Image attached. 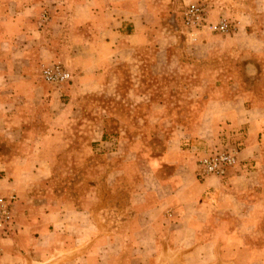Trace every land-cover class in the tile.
Segmentation results:
<instances>
[{
  "label": "crops",
  "instance_id": "obj_1",
  "mask_svg": "<svg viewBox=\"0 0 264 264\" xmlns=\"http://www.w3.org/2000/svg\"><path fill=\"white\" fill-rule=\"evenodd\" d=\"M168 2L175 4L64 1L41 27L38 14L23 48L6 47L0 196L16 200L0 264L78 263L87 252L95 254L111 234L98 192L103 187L114 205L117 181L127 197L119 224L142 257L152 243L150 258L170 255L182 264L264 260V14L240 17V44L231 38L229 49L239 60L202 70L182 62L183 56L197 61L200 51L181 44ZM55 62L71 75L59 88L41 77ZM104 100L108 107L102 108ZM118 100L134 102L129 114L152 105L146 112L154 117L152 127L165 131L161 151L154 155V144L142 138L149 175H85L86 156L94 157L104 143L106 123L127 137L128 126L111 102ZM93 101L100 107L96 117L102 116L87 122ZM91 127L100 129L98 139L88 136ZM117 143L115 137L114 156ZM230 145L238 148L239 163L221 178H199V158Z\"/></svg>",
  "mask_w": 264,
  "mask_h": 264
},
{
  "label": "rangeland",
  "instance_id": "obj_2",
  "mask_svg": "<svg viewBox=\"0 0 264 264\" xmlns=\"http://www.w3.org/2000/svg\"><path fill=\"white\" fill-rule=\"evenodd\" d=\"M64 1L70 2L76 0H0V61L4 62L5 57L2 55H7L6 57L11 58V55L6 54V47L9 51H12V48L15 47L23 48L20 47V45L23 43L26 45L24 37L27 35L31 37L34 36L32 31L35 28L34 26L38 14L41 20L44 15L47 17V15L53 11V7L60 6L61 2ZM174 2V5H172L171 2H168L167 5H169L171 9L169 12L171 15L170 23L175 32H178V39L181 44L187 46V49L195 47L191 49L200 51L198 52L199 57L197 61H195V57L189 56L185 58L183 56L182 62L185 64H190L192 62L191 64L194 66L199 68L206 67L205 69H210L212 65L216 66L221 60H239L240 58H238L237 51L234 52L229 49L232 43L230 40L231 38L236 37L237 40L235 43L240 44V17H250V15L253 14L256 16L264 14V0H174ZM189 3H198L202 5L206 12L207 19L211 23L225 20L229 25V33L219 35L205 32L200 37L199 41L194 44L185 41L180 34L182 29L181 17L185 6ZM204 44L208 45L207 54L204 52ZM189 70H191V68H185L186 72ZM202 70H204V68ZM102 102L104 103L102 104V108L108 107V101L104 100ZM111 102L116 112L120 113L122 121L124 120L125 124L128 126V131L126 133L127 137L119 131L118 126L115 127L111 123H106L104 143H101L98 147L99 150L94 157L92 155L86 156L89 163H86L84 166L86 170L85 175H93V173L96 175H119V170H122V174L120 175H133L134 177L149 175L150 173L145 163L146 156L143 154L145 151L144 148L141 147L140 142L143 137L149 138V141L154 144L152 148L154 155H158L161 151L159 145L164 137L162 132L165 134V131H162L164 128L155 127L153 129L152 124L154 117L153 115L148 116L146 113L148 110L151 112L152 105L150 104L147 106H140L135 112L131 108L132 114H129L128 109L131 105L134 106L133 101L128 100L122 102L118 100ZM91 104H95V107L90 106V108H88L90 110H88L89 117L87 118V122H92L89 121V119L95 120L98 117L99 120L102 116V113L99 112V116L96 117V113H98V108L100 107L96 105L95 101L91 102ZM143 120L148 122V124L144 126V130H140ZM111 121L113 120L111 119ZM82 124L87 125L86 122H82ZM86 130L88 136L93 135L94 138L98 139L97 134L100 135V129H96L95 127L93 131L91 127ZM80 136L87 139L83 134ZM115 137L118 138V151L116 156L112 153L110 154L114 146L112 142ZM122 186L123 183L120 181L115 183V198L112 200L115 204L112 206H110L108 194L104 191V188L102 187L100 192H98L100 194L102 207L101 217L102 220H105V223H107L108 228L110 225V236H104L105 240L101 242L100 248H97L95 254L89 251L84 255V258L80 256L81 260L78 263L69 260L65 264H182L179 259L175 258L172 260V256L170 255L167 259L159 260L157 258H150L149 253L152 248V243L149 246L146 245L145 249L147 253L142 257L137 242L135 244L130 241L128 242L126 229L119 224L127 212L124 206L127 197ZM110 237H112V239L109 241L108 238ZM87 246L89 245H86V249ZM57 260L60 262L61 257ZM55 261L56 260L51 262V264H56ZM244 263L245 260H237V263L217 261L213 264ZM256 264H264V260Z\"/></svg>",
  "mask_w": 264,
  "mask_h": 264
},
{
  "label": "built area",
  "instance_id": "obj_3",
  "mask_svg": "<svg viewBox=\"0 0 264 264\" xmlns=\"http://www.w3.org/2000/svg\"><path fill=\"white\" fill-rule=\"evenodd\" d=\"M46 16L37 23L38 27L46 20ZM182 29L180 34L185 41L196 43L203 33L225 35L229 33V25L225 20L211 23L207 19L206 12L202 5L189 3L185 6L181 17ZM42 80L52 85L60 87L71 80L70 73L61 63H51L41 71ZM239 150L236 146H227L223 149L208 150L203 154L198 162L197 175L199 178L208 176L221 178L226 172L239 163ZM16 200L15 195L0 196V243L3 233L13 224L12 204Z\"/></svg>",
  "mask_w": 264,
  "mask_h": 264
},
{
  "label": "trees",
  "instance_id": "obj_4",
  "mask_svg": "<svg viewBox=\"0 0 264 264\" xmlns=\"http://www.w3.org/2000/svg\"><path fill=\"white\" fill-rule=\"evenodd\" d=\"M103 139L105 140V135H103Z\"/></svg>",
  "mask_w": 264,
  "mask_h": 264
}]
</instances>
